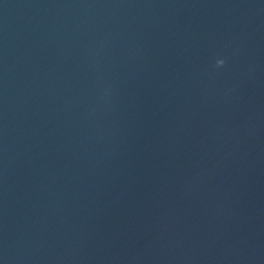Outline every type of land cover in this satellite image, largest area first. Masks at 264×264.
Returning <instances> with one entry per match:
<instances>
[{"label": "water", "instance_id": "obj_1", "mask_svg": "<svg viewBox=\"0 0 264 264\" xmlns=\"http://www.w3.org/2000/svg\"><path fill=\"white\" fill-rule=\"evenodd\" d=\"M0 264H264V0H0Z\"/></svg>", "mask_w": 264, "mask_h": 264}, {"label": "clouds", "instance_id": "obj_2", "mask_svg": "<svg viewBox=\"0 0 264 264\" xmlns=\"http://www.w3.org/2000/svg\"><path fill=\"white\" fill-rule=\"evenodd\" d=\"M217 64H218V65H223V64H224V60H218V61H217Z\"/></svg>", "mask_w": 264, "mask_h": 264}]
</instances>
